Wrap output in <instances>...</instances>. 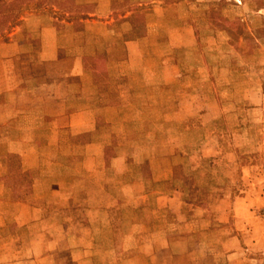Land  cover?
<instances>
[{"label":"rangeland","instance_id":"1","mask_svg":"<svg viewBox=\"0 0 264 264\" xmlns=\"http://www.w3.org/2000/svg\"><path fill=\"white\" fill-rule=\"evenodd\" d=\"M181 1L177 7L193 25L196 41L194 50L172 53L184 58L180 66L187 76L180 84H185V93H177L178 83L165 86L163 94L154 90L153 95L141 80L133 86L142 92L131 96L137 110L123 111L133 123L120 129L127 135L123 142L107 144L109 160H115L111 162L114 174L107 170L95 180L97 184L101 180L114 183L121 180L118 172L131 168V175L122 174L123 188L111 192L123 204L133 203L139 196L138 209L112 211L121 222L106 232L116 228L117 235L125 236L134 228L140 230L137 234L144 244L155 248L164 244L165 251L151 255L148 264H264V79H260L264 78V27L259 28L253 14L264 7V0H240L242 4L238 0ZM39 7L53 9L49 0L21 4L0 0V41L21 22L24 11L35 13ZM246 9L250 16L242 21L241 13ZM175 14L172 12L165 22H176ZM249 87L258 93H247ZM42 150L55 154L53 148ZM130 158L135 161L131 163ZM165 174L168 178L160 188L170 199L169 206L150 211L152 206L145 202L152 199L140 195L152 189L153 178ZM130 181L139 183L137 190L127 185ZM38 195L45 213L51 210L67 218L61 224L64 230L79 236L72 241L59 240L60 247L88 244L92 264L105 260L98 249L111 243L120 244L121 253L116 257L126 255L125 238L80 236L90 228L82 201L62 211L64 205L54 202L57 195L52 199L49 192ZM105 201L113 202L112 195H105ZM58 203V210L50 209ZM243 215L247 219L237 222ZM129 219L137 222L125 221ZM49 224L26 222L17 231V223L6 224L0 219V264H50V259L54 264H68L71 256L64 249L52 257L37 255L47 248V241L39 242L35 234ZM93 225L95 231L89 234L98 235L101 225ZM142 228L155 229L157 237L150 238ZM141 263H146L144 257L134 260V264Z\"/></svg>","mask_w":264,"mask_h":264},{"label":"crops","instance_id":"2","mask_svg":"<svg viewBox=\"0 0 264 264\" xmlns=\"http://www.w3.org/2000/svg\"><path fill=\"white\" fill-rule=\"evenodd\" d=\"M33 1L37 0L17 3ZM49 2L53 9L24 11L21 22L0 41V219L6 224L17 223V231L26 222H48L46 229L35 234L39 242L47 241V248L37 252L38 256L52 257L64 249L71 256L68 264H92L88 244L59 246L63 238L72 241L79 236L64 230L61 224L67 218L51 210L45 213L38 193L49 192L50 199L57 195L54 202L64 205L62 211L82 201L85 222L90 227L80 235L82 238H125L126 255L116 257L121 253L120 244L111 243L108 248L98 249L105 260L97 264H134L140 257L146 260L141 264H148L151 255L165 251L164 244L158 248L144 244L137 234L140 230L132 225L125 236L117 235L115 227L111 233L106 232L112 224L121 222L112 211L138 209L139 196L133 203L123 204L111 192L123 188L122 174L131 175L132 169L118 172L121 180L117 178L114 183L101 180L97 184L95 176L100 180L107 170L114 174L111 162L115 160H109L107 144L123 142L127 135L123 136L120 129L133 123V118L123 116V111L137 110L131 96L142 92L133 86L141 80L149 94L153 95L154 90L163 94L165 86L180 84L186 78L180 66L184 58L172 53L194 50L193 25L177 7L181 0ZM171 11L176 13L173 17L177 16V21L170 24L164 19ZM253 14L258 17L259 28L264 27V7ZM241 16L242 21L247 20L249 10ZM180 85L177 93L184 94L185 84ZM250 89L247 93H258ZM259 90H263L262 82ZM47 147L55 154L43 153L42 148ZM134 161L130 158L131 163ZM167 178L166 174L153 178L152 189L140 195L152 199L151 203L145 202L152 206L150 211L169 206L170 199L160 188ZM127 185L137 190L139 183L130 181ZM105 195H112L113 202L106 203ZM59 203L51 204L50 209L58 210ZM245 217L240 216L237 222ZM93 224L101 225L98 235L89 234L95 231ZM142 230L150 233V238L157 237L155 229ZM50 264H54L53 259Z\"/></svg>","mask_w":264,"mask_h":264}]
</instances>
